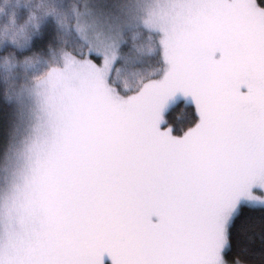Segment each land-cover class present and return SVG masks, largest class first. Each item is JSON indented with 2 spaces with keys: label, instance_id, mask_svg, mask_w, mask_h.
I'll return each mask as SVG.
<instances>
[{
  "label": "snow or ice",
  "instance_id": "6c2138e0",
  "mask_svg": "<svg viewBox=\"0 0 264 264\" xmlns=\"http://www.w3.org/2000/svg\"><path fill=\"white\" fill-rule=\"evenodd\" d=\"M198 8L162 78L122 110L64 264H225L240 238L264 264V0Z\"/></svg>",
  "mask_w": 264,
  "mask_h": 264
},
{
  "label": "rangeland",
  "instance_id": "374dc122",
  "mask_svg": "<svg viewBox=\"0 0 264 264\" xmlns=\"http://www.w3.org/2000/svg\"><path fill=\"white\" fill-rule=\"evenodd\" d=\"M39 1L24 0L26 15L23 24L30 26L35 13L41 14L43 21L52 18L39 10L41 5L51 9L54 7L59 17L57 25L60 28L64 26L70 14L67 6L70 0L63 3ZM81 1L84 0H77ZM155 1L156 15L144 23L145 19L141 18L143 24L140 30L133 26L127 9L119 12L106 5L98 7L95 0H87L88 8L79 9L80 5L77 4L68 21H75L73 29L81 43L77 44L70 34V38L63 35L70 49L51 53L49 69L45 78L39 81H43L40 87H36L39 83H35L25 88L31 93L33 105L42 116L33 127V138L39 143L42 138L44 140L38 148L40 152L37 151L40 156L34 157L25 168L29 173L22 177L18 191H14L11 200L13 206L20 205L21 212L19 216L10 218L8 225L20 224L25 233L12 234L8 238L10 245H0V264H64L78 209L106 163L108 139L122 110L162 78L168 46L189 30L199 13L198 5L201 2ZM151 4L146 5V9ZM6 32L4 28L3 33ZM127 48V51H131L129 54L125 51ZM82 50L86 52L81 60H76ZM132 52L139 56L136 59L140 61L138 67L130 65ZM91 54H97L98 60L90 57ZM3 76L1 63L0 82ZM55 95L59 101H54ZM177 103L173 97L163 101L162 106L174 108ZM184 109L185 105L181 104L180 109L173 113L177 121L182 120ZM0 138L2 188L4 181L8 184L12 172L9 175L4 167V162L8 161L2 147L4 134ZM23 163L22 166V162L20 164L22 168L26 165L25 160ZM42 164L45 167H41ZM18 177L19 174L9 181L13 189L17 188ZM0 193L4 194L1 190ZM1 201L0 209L4 207V196ZM3 219L4 213L0 210V222ZM39 221L41 226L36 225ZM59 230L65 231L59 233ZM1 232L4 234V227H1ZM33 254H37L38 259H33Z\"/></svg>",
  "mask_w": 264,
  "mask_h": 264
},
{
  "label": "trees",
  "instance_id": "16d2710c",
  "mask_svg": "<svg viewBox=\"0 0 264 264\" xmlns=\"http://www.w3.org/2000/svg\"><path fill=\"white\" fill-rule=\"evenodd\" d=\"M55 1L63 3L67 0ZM23 2L24 0H0V64L3 63L4 69L3 80L0 82V136L4 134V144L2 147L4 148V156L8 157V161L4 162V167L9 175H11L10 171L12 172L11 177L8 179V184L4 181V185L0 188L2 193L4 192L3 195L0 193V203H3L1 199L4 196V207L0 209L4 213V219L0 222V245L4 246L7 244L10 245L8 242L10 235L25 233L24 227L20 224L12 227L8 225L9 219L19 216L21 212L20 205L13 206L11 200L14 191H18L17 189L22 177L29 173L25 168H28L34 157L40 156L37 151L40 150L38 148L44 140L42 138L39 143L37 139L33 138V127L36 125V120L42 118V116L39 114L38 108L33 105L31 93H28L25 88L27 86H34L35 83H39L35 85L36 87H40V83L43 81H39L45 78V73L49 69L50 54H55L60 49L69 48V44L65 43L62 38L63 35L66 38H70V34L77 44L81 43L73 29L75 21L69 23L68 20L71 18L73 10H76L77 4L80 5L79 9L90 7L87 0L81 2L70 0L67 3L70 12L69 18L65 19L64 26L60 28L56 23L59 17L57 16L56 10L54 11V7L51 9L48 6L38 4L40 11L45 12L54 19L49 18L43 21L41 19L42 15L35 13V22L31 21L30 26H27V23L23 24L26 15V7L23 5ZM38 2L40 1L38 0ZM156 2L155 0H95V5L98 7H104L106 5L107 8L115 9L119 12L121 9H127L131 19L140 18V21L133 25L140 30L146 19H150L156 15L157 12L154 7V3L156 4ZM27 4L33 5L32 2H28ZM149 4L151 6L146 9V5ZM147 11L152 12L148 13ZM141 18L145 19L143 23L141 22ZM4 28L7 29L5 34L3 33ZM157 41L160 43L159 40ZM127 50L128 48L125 51ZM85 52L86 50H82L81 56H76V60H81L82 54ZM130 52L127 51L126 54ZM90 57L98 60L97 54H91ZM131 57L133 58L130 62L131 67H138L140 61L138 62L136 59L139 56L132 52ZM123 63L124 60H122ZM26 69H33L35 71L27 72ZM127 78L130 81V75ZM2 98H4V102L1 101ZM54 98V101H59L58 96L55 95ZM24 160L26 165L22 168L20 164L22 162V166ZM43 165L45 164L40 166L45 167ZM18 174L17 188L13 189L12 183L9 184V181ZM2 178H4V174ZM22 206L24 207L23 204ZM246 215H248L247 212ZM24 225L26 226V222ZM36 225L41 226V222H36ZM1 227H4V234L1 232ZM63 231L65 230H59V233ZM258 234L259 220L257 219L255 234L249 233L248 240H255L258 245ZM20 242L21 240L18 241L19 244ZM246 242L243 238L234 241L233 248L227 250L225 256L226 263L249 264L248 256L240 251V247ZM26 244L29 245L28 242ZM18 255L20 256L21 253ZM32 256L33 259H38L37 254H33Z\"/></svg>",
  "mask_w": 264,
  "mask_h": 264
},
{
  "label": "crops",
  "instance_id": "0c3cea01",
  "mask_svg": "<svg viewBox=\"0 0 264 264\" xmlns=\"http://www.w3.org/2000/svg\"><path fill=\"white\" fill-rule=\"evenodd\" d=\"M140 21V18H132V24L135 25Z\"/></svg>",
  "mask_w": 264,
  "mask_h": 264
}]
</instances>
